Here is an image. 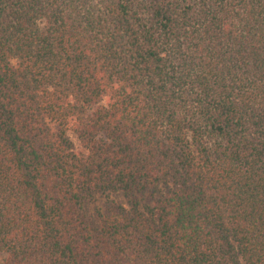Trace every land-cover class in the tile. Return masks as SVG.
<instances>
[{
	"label": "trees",
	"instance_id": "trees-1",
	"mask_svg": "<svg viewBox=\"0 0 264 264\" xmlns=\"http://www.w3.org/2000/svg\"><path fill=\"white\" fill-rule=\"evenodd\" d=\"M0 264H264V0H0Z\"/></svg>",
	"mask_w": 264,
	"mask_h": 264
},
{
	"label": "rangeland",
	"instance_id": "rangeland-1",
	"mask_svg": "<svg viewBox=\"0 0 264 264\" xmlns=\"http://www.w3.org/2000/svg\"><path fill=\"white\" fill-rule=\"evenodd\" d=\"M71 138L78 145L76 137L74 135H71ZM107 198L121 202L126 206L128 205L127 198L121 192H119V193H112L111 195H109V197H105V196L97 197L94 201L87 202L85 206L88 208L89 211H94L98 207H101V205L104 203V201Z\"/></svg>",
	"mask_w": 264,
	"mask_h": 264
}]
</instances>
